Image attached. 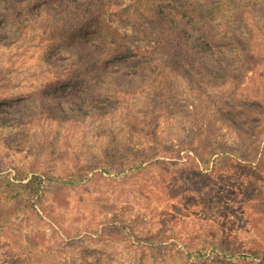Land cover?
<instances>
[{"label": "rangeland", "instance_id": "rangeland-1", "mask_svg": "<svg viewBox=\"0 0 264 264\" xmlns=\"http://www.w3.org/2000/svg\"><path fill=\"white\" fill-rule=\"evenodd\" d=\"M105 2L85 33L74 0H0V100L18 97L0 110L13 121L0 125V264H189L188 252L218 241L247 259L195 264H264V12L240 3L247 49L197 87L173 65L147 78L119 69L134 57L96 61L115 41L105 13L123 0ZM245 102L252 119L232 118ZM211 141V159L226 157L206 168ZM249 141L253 161L230 154ZM33 174L88 178L32 197Z\"/></svg>", "mask_w": 264, "mask_h": 264}, {"label": "trees", "instance_id": "trees-1", "mask_svg": "<svg viewBox=\"0 0 264 264\" xmlns=\"http://www.w3.org/2000/svg\"><path fill=\"white\" fill-rule=\"evenodd\" d=\"M31 1L28 0L29 3ZM74 1L76 5L83 7L79 12L82 21L81 31L87 33L95 25V15L102 13L100 8H102L105 0ZM215 2L217 1L123 0L119 8L120 13L109 14L107 11L105 13L104 18L114 28L113 39L115 41L108 46L107 56H99L96 61L100 63L110 59L126 61L128 57H134L137 59L136 64L121 65L119 69L135 76L155 78L163 71L164 67L173 65L176 71H179L183 77L197 87L216 84L220 77L227 75V64L235 59L237 52L244 48L247 49L249 45L250 33L244 23L238 20V15L241 14L242 9L240 3L253 8L259 7L258 10L264 12V0H230L232 8L228 10H222ZM225 11L229 12L228 18H225ZM127 15L133 20L126 22ZM225 19H228L227 23L224 21ZM87 42L89 41L87 40ZM87 42L84 45H87ZM93 49V45L87 47L88 55L93 54ZM86 61H89L86 66L89 64H92L91 67L95 66L92 56ZM75 83V80L68 83L57 82L47 92L53 91V89L58 91L60 90L59 87L69 91V85L74 87ZM83 98V109L79 112L81 117L89 115L86 107L91 101L88 96ZM15 99L18 97L1 99L0 110L5 109L3 106L13 108ZM252 104L245 102L236 110H230L231 117L241 119L243 115H247L249 119H252V114H250ZM12 122V120L0 121V125H7ZM216 141L219 143L220 137ZM216 141L210 142V145L204 150L205 160H200L206 168L210 164L214 167L219 166L226 157L225 154H219L213 160L211 159L212 145ZM251 144L249 141V144L241 146L243 151L236 149L230 154L242 160L253 161L255 151ZM102 172L113 176V178H119L121 175V173L109 168L107 164L102 168ZM87 178L86 174H67L64 176L33 174L24 187L30 196L40 197L45 191L56 193L68 186H75ZM28 206L34 210L33 203L30 204V201H28ZM118 229L121 233H128L127 229L120 224ZM252 254L256 255L257 253L253 252ZM217 258L231 262L242 258L247 259V256L234 252L222 241L212 242L209 248L188 252L185 256V260L189 264L212 261ZM34 259L42 261L40 255Z\"/></svg>", "mask_w": 264, "mask_h": 264}]
</instances>
